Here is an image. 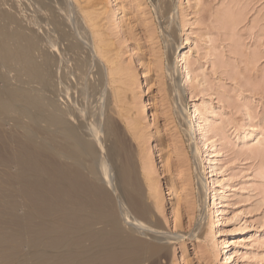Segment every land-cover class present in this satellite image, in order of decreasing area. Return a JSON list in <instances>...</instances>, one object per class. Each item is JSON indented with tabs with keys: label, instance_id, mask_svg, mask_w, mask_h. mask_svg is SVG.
<instances>
[{
	"label": "rangeland",
	"instance_id": "374dc122",
	"mask_svg": "<svg viewBox=\"0 0 264 264\" xmlns=\"http://www.w3.org/2000/svg\"><path fill=\"white\" fill-rule=\"evenodd\" d=\"M18 1L0 0V4L24 20L35 12L33 19L44 20L42 25L49 28L52 12L46 4L62 9L65 0H31L34 5L30 0ZM73 1L66 0L65 5L73 11L67 7L61 13L67 17L66 26L71 23L69 29L64 28L68 44L59 33L53 34L55 39L58 35L57 40L52 39L58 43L56 47L63 44L58 48L62 53L58 60L64 58L58 70L54 68L60 71L55 93L63 94L58 97L61 103L77 100L79 108L86 107V114L105 112L118 121L134 150L146 190L142 169L151 166L159 192L150 204L156 221L172 238L164 264H264V0H79V6ZM72 5L84 6L94 14L109 46V63L98 56L99 61H94V47L88 50L94 45L91 30L80 25L84 16ZM65 9L73 16L69 18ZM83 35L91 38L89 43L93 41L90 47ZM72 40L81 43L79 49H68ZM178 47L179 59L186 58L192 74L179 102L172 93L173 75L168 72L172 52ZM68 51L73 53L71 59ZM80 59L88 62L85 70L76 68ZM3 69L0 76L6 78L9 71ZM111 69L122 72L111 77ZM177 71L182 78L181 64ZM71 73L80 75L83 83ZM73 79H80L82 84L77 83L83 92ZM4 84L0 81V86ZM88 105L92 110L98 108L97 112ZM194 111L200 127L190 136L187 131L195 121L191 118ZM134 122L141 125L140 140L130 129Z\"/></svg>",
	"mask_w": 264,
	"mask_h": 264
},
{
	"label": "bare ground",
	"instance_id": "6f19581e",
	"mask_svg": "<svg viewBox=\"0 0 264 264\" xmlns=\"http://www.w3.org/2000/svg\"><path fill=\"white\" fill-rule=\"evenodd\" d=\"M32 1L30 0L34 5L35 2ZM38 1V5L43 2ZM74 1L76 4L81 3L79 0ZM64 2L66 0L61 5L67 8L65 5L68 4ZM90 4L86 5V8ZM20 5L21 3L18 9ZM53 5L46 4L50 9L48 12H52L51 27L43 26L44 18L39 17L43 20H39L40 26L45 27L40 29L38 20L32 17L35 13L33 10H30L33 14L26 10L32 15L31 19L22 20L19 18L21 16L15 15V11L13 14L8 12V9L3 10L0 4V69L6 68L11 74L9 76L7 73L10 80H7V76H0V81L5 83L4 87L0 86V264H164L170 252L172 238L164 233L156 221L154 209L150 204V201L158 198L159 192L155 183L153 184L151 166H142L146 167L142 171L146 173L145 180L149 188L147 193L134 150L118 121L104 115L105 112L101 115L99 112V116L92 115L90 111L86 114V107L84 111L81 109L83 106L79 105V108L77 100V104L71 100L69 104H65V101L61 103L58 97L62 93L60 90L58 96L55 93L56 85L60 84L56 81L57 72L60 71H55L54 68L57 67L58 70V64L60 65L64 58L58 60L62 54L58 48L63 44L56 47V41H53L57 40L59 35L65 38L68 44L64 28L69 29L71 23L67 27V17L61 15L64 8L56 7L57 9L53 10ZM28 6L27 8L30 7ZM35 9L34 11H38L40 8ZM84 9L79 12H82L85 20L84 23L81 21L80 25L86 24L89 27L94 41L91 48L86 47L88 50H93L94 47L97 53L96 56L93 55L94 61L101 58L109 63V46L98 22L94 14ZM65 13H69L68 10ZM69 15L73 16L69 13L68 17ZM76 15L77 12L75 17ZM75 22L72 23L73 27H76ZM47 23L49 24V21ZM55 33H59L55 36L57 39L54 38ZM84 37L86 36L83 35ZM85 39L86 45H92L93 41L89 43V36ZM85 43H82L84 47ZM80 44L79 41L75 43L72 40L69 47H66L73 51L79 49ZM61 49L60 52H63L64 48ZM178 51L179 47L174 50V54L172 52L168 72L171 77L173 75L172 93L179 102L185 92V86L192 81V74L185 65L186 58L179 59ZM68 53L70 57L72 52ZM67 54L65 53V59ZM83 59L86 60L84 57ZM82 61L78 63L77 70H85L88 62ZM100 62L103 63L101 60ZM178 64H181V74H184L180 79ZM90 65L93 66V63ZM103 67L101 65V71ZM72 71L67 72L70 74ZM118 72L122 71L112 70L109 73L112 77ZM71 75L74 76L73 73ZM78 78L81 79V76ZM80 79L71 81L77 83L79 80V83H83ZM67 89L71 90L69 87ZM79 89L81 90V87ZM88 107L92 110L91 106ZM197 117L194 111L191 118L195 121L187 131L190 136L200 127ZM140 126L138 122L130 124L137 140L141 139ZM164 201H168L166 196Z\"/></svg>",
	"mask_w": 264,
	"mask_h": 264
}]
</instances>
